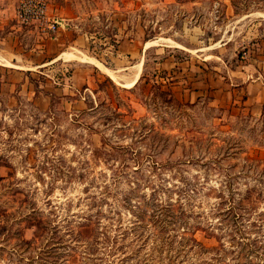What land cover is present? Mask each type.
<instances>
[{
	"label": "rangeland",
	"instance_id": "1",
	"mask_svg": "<svg viewBox=\"0 0 264 264\" xmlns=\"http://www.w3.org/2000/svg\"><path fill=\"white\" fill-rule=\"evenodd\" d=\"M46 1L68 29L0 61V264L246 259L241 237L264 241V105L229 92L264 71V0Z\"/></svg>",
	"mask_w": 264,
	"mask_h": 264
},
{
	"label": "crops",
	"instance_id": "2",
	"mask_svg": "<svg viewBox=\"0 0 264 264\" xmlns=\"http://www.w3.org/2000/svg\"><path fill=\"white\" fill-rule=\"evenodd\" d=\"M15 5H16L15 0H0V30L6 28L13 20L15 21V9H16ZM47 13L49 17L62 22V26L59 28V33L60 30L65 31L66 29H68L67 28L68 13H65L64 8L58 5L52 6L48 4ZM257 15L259 17L262 16V18H264V14L262 13H257ZM21 28H24L27 31L23 32ZM6 30L8 33L6 34L5 38H3L0 41V53H1L0 61L5 62L6 63L5 65L15 66L14 63H17L16 59H18V57L22 59V55L16 53L18 51V48H15L19 44V40L23 39L24 36L27 37L34 35L35 41L39 42L40 36L37 29L34 26L21 27L19 25L13 24V26H10ZM148 44L150 45V43ZM61 55L67 60H79L89 63L94 62L92 58L87 57L80 52H78L77 54L64 52ZM8 57L12 58L11 63L7 60L9 59ZM60 58L61 57L59 56H53L52 60H50L47 63L57 61ZM47 63H43L41 66H44ZM246 70L248 73L247 74L241 73V77H240L241 79L237 81L239 84H241V87L230 90L229 92L230 102L237 103L239 100H241L239 103H241L243 106H247L249 111L253 115H259L262 110V106L264 105V82L260 80L262 77H264V71L263 69L262 71L257 70L253 65H250ZM247 76L251 77L252 81H246L245 78Z\"/></svg>",
	"mask_w": 264,
	"mask_h": 264
},
{
	"label": "built area",
	"instance_id": "3",
	"mask_svg": "<svg viewBox=\"0 0 264 264\" xmlns=\"http://www.w3.org/2000/svg\"><path fill=\"white\" fill-rule=\"evenodd\" d=\"M46 0H19L15 9V21L20 26H34L41 39L58 33L62 22L48 16Z\"/></svg>",
	"mask_w": 264,
	"mask_h": 264
},
{
	"label": "trees",
	"instance_id": "4",
	"mask_svg": "<svg viewBox=\"0 0 264 264\" xmlns=\"http://www.w3.org/2000/svg\"><path fill=\"white\" fill-rule=\"evenodd\" d=\"M207 235L209 238L212 237V235L210 233H207ZM241 238H243V239H242V241L239 242L240 244L238 243V245L241 246V243H242L244 248L240 247V251L238 252V255L242 256L241 258H246V259H243L244 262H243V260L240 262V259H239L238 264H264V241L260 240L259 238H253V239H249L247 237H241ZM215 239L219 243V248L213 247L212 249L211 248L210 249L212 251L225 252L226 246L223 244L222 238L215 237ZM184 242L188 243V245L192 244L191 248L197 247V248H200L202 250H205L206 252L210 251V249H205L204 246H202V244H200L194 238L182 239L181 247L183 250L187 248V247H183ZM230 247L233 248V244ZM179 250H178L177 254H180L181 251L179 252Z\"/></svg>",
	"mask_w": 264,
	"mask_h": 264
},
{
	"label": "bare ground",
	"instance_id": "5",
	"mask_svg": "<svg viewBox=\"0 0 264 264\" xmlns=\"http://www.w3.org/2000/svg\"><path fill=\"white\" fill-rule=\"evenodd\" d=\"M262 17V16H261ZM152 44V43H151ZM150 44V45H151ZM149 45V44H148ZM147 46V44H146ZM148 47V46H147ZM141 64H139L137 67H138V71L136 72L135 76H134V80L132 82L128 81L129 83H126V85H122V86H126V87H131L133 86L135 83H136V80L139 76V71H140V67ZM113 80H117L116 77L114 76V74H112V72L106 70L105 68L103 69ZM117 83V82H116ZM125 84V83H124Z\"/></svg>",
	"mask_w": 264,
	"mask_h": 264
}]
</instances>
